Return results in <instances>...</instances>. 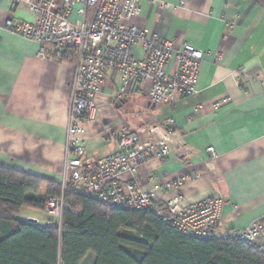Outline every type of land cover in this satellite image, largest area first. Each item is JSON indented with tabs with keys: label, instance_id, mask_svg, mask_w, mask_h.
I'll list each match as a JSON object with an SVG mask.
<instances>
[{
	"label": "crops",
	"instance_id": "1",
	"mask_svg": "<svg viewBox=\"0 0 264 264\" xmlns=\"http://www.w3.org/2000/svg\"><path fill=\"white\" fill-rule=\"evenodd\" d=\"M166 2L167 7H160L141 0L139 14L128 24L209 52L199 65L195 92L173 104L154 105L147 99L150 82L134 81L115 100L116 74L105 72L91 118L82 122L87 138L83 165L94 168L114 154L123 127L143 138L145 121L172 120L163 126L172 139L167 159L152 156L139 163L134 183L142 190L158 186L159 201L219 197L221 231L264 221V0ZM76 10L69 15L73 22ZM6 18L21 22L33 16L25 4L0 0V21ZM46 51L42 55L39 43L0 26V166L60 184L73 61L53 56L50 47ZM133 52L142 57L139 45ZM208 147L215 159L206 153ZM195 172L199 177L175 185L179 175ZM129 180L123 174L119 183Z\"/></svg>",
	"mask_w": 264,
	"mask_h": 264
},
{
	"label": "built area",
	"instance_id": "2",
	"mask_svg": "<svg viewBox=\"0 0 264 264\" xmlns=\"http://www.w3.org/2000/svg\"><path fill=\"white\" fill-rule=\"evenodd\" d=\"M152 5L167 7L166 0H148ZM141 0H13V5L25 4L31 21L16 22L6 18L0 26L41 45L44 55L50 47L59 57L65 51L74 52L73 75L69 82L68 124L66 128L64 171L60 193L49 196L44 208L51 215L50 226L59 232L62 224L65 196L76 191L90 196L108 208L150 210L165 224L179 233L199 239L239 240L264 255V221H253L245 228L231 231L219 229L222 200L217 196L186 202L181 196L157 200L158 186L145 190L134 183L137 166L152 156L162 162L169 154L171 134L163 131L165 123L145 121L146 136L120 129L116 152L100 160L94 168L83 165L87 138L82 122L91 118L95 97L102 76L114 71L117 77L115 100L122 98L133 85L150 82L147 99L152 104H173L195 92L198 68L209 52L181 42L176 45L161 39L156 33L128 24L139 14ZM77 7V20L69 19ZM139 45L142 57L134 55ZM220 54H214L217 59ZM235 75H240L238 71ZM155 138H151V136ZM152 136V137H153ZM211 159L212 147L206 148ZM129 174L123 185L120 179ZM199 177V173L181 174L175 185L181 186ZM154 182L151 177L148 180Z\"/></svg>",
	"mask_w": 264,
	"mask_h": 264
},
{
	"label": "trees",
	"instance_id": "3",
	"mask_svg": "<svg viewBox=\"0 0 264 264\" xmlns=\"http://www.w3.org/2000/svg\"><path fill=\"white\" fill-rule=\"evenodd\" d=\"M60 60L73 61L65 51ZM60 184L0 166V264H264V255L239 240L199 239L179 233L150 210L108 208L70 191L60 232L48 220L41 225L15 215L23 208L43 210ZM115 243L127 259L105 255Z\"/></svg>",
	"mask_w": 264,
	"mask_h": 264
},
{
	"label": "rangeland",
	"instance_id": "4",
	"mask_svg": "<svg viewBox=\"0 0 264 264\" xmlns=\"http://www.w3.org/2000/svg\"><path fill=\"white\" fill-rule=\"evenodd\" d=\"M15 217L17 219H25V220H29V219H34L39 221V224L44 225L47 223L49 216L47 215V213H45V211H40V210H34V209H25L23 208L22 210H20V212H18ZM33 217H37V218H33ZM105 255L108 256H114V257H118L120 259H127V256L123 253V251H121L118 246L115 243H109L104 252ZM95 255L92 253H88L86 255V257L84 258V261L82 262V264H91L94 261Z\"/></svg>",
	"mask_w": 264,
	"mask_h": 264
},
{
	"label": "water",
	"instance_id": "5",
	"mask_svg": "<svg viewBox=\"0 0 264 264\" xmlns=\"http://www.w3.org/2000/svg\"><path fill=\"white\" fill-rule=\"evenodd\" d=\"M29 221H33V222H36V220H34V219H29Z\"/></svg>",
	"mask_w": 264,
	"mask_h": 264
}]
</instances>
